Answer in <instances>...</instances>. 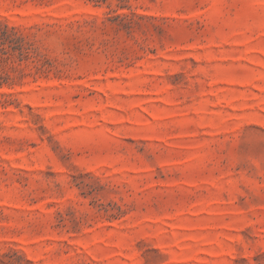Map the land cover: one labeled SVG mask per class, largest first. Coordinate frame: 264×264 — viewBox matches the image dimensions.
<instances>
[{"label":"rangeland","instance_id":"rangeland-1","mask_svg":"<svg viewBox=\"0 0 264 264\" xmlns=\"http://www.w3.org/2000/svg\"><path fill=\"white\" fill-rule=\"evenodd\" d=\"M0 264H264V0H0Z\"/></svg>","mask_w":264,"mask_h":264},{"label":"trees","instance_id":"trees-1","mask_svg":"<svg viewBox=\"0 0 264 264\" xmlns=\"http://www.w3.org/2000/svg\"><path fill=\"white\" fill-rule=\"evenodd\" d=\"M2 77H0V79H1Z\"/></svg>","mask_w":264,"mask_h":264}]
</instances>
